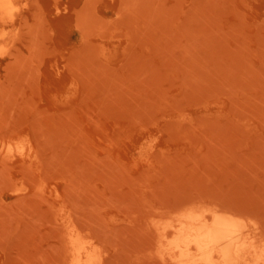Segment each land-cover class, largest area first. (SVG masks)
Listing matches in <instances>:
<instances>
[{
    "label": "rangeland",
    "instance_id": "374dc122",
    "mask_svg": "<svg viewBox=\"0 0 264 264\" xmlns=\"http://www.w3.org/2000/svg\"><path fill=\"white\" fill-rule=\"evenodd\" d=\"M9 2L0 264H264V0Z\"/></svg>",
    "mask_w": 264,
    "mask_h": 264
},
{
    "label": "bare ground",
    "instance_id": "6f19581e",
    "mask_svg": "<svg viewBox=\"0 0 264 264\" xmlns=\"http://www.w3.org/2000/svg\"><path fill=\"white\" fill-rule=\"evenodd\" d=\"M9 4V0H0V10L5 12ZM217 220L218 222L207 230L200 228L198 223L191 220L192 229L181 236L177 246V251H179L177 254L182 258L185 252L194 250L199 255L216 256L224 262H228L233 258L235 259L236 253L231 248V245L236 241L237 232L235 227L237 226L234 227V225L222 220Z\"/></svg>",
    "mask_w": 264,
    "mask_h": 264
}]
</instances>
